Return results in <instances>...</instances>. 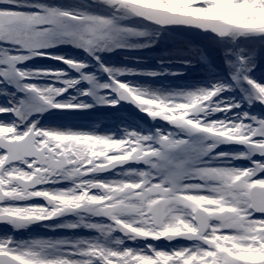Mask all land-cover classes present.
<instances>
[{
    "label": "snow or ice",
    "instance_id": "1",
    "mask_svg": "<svg viewBox=\"0 0 264 264\" xmlns=\"http://www.w3.org/2000/svg\"><path fill=\"white\" fill-rule=\"evenodd\" d=\"M0 264H264V0H0Z\"/></svg>",
    "mask_w": 264,
    "mask_h": 264
},
{
    "label": "rangeland",
    "instance_id": "2",
    "mask_svg": "<svg viewBox=\"0 0 264 264\" xmlns=\"http://www.w3.org/2000/svg\"><path fill=\"white\" fill-rule=\"evenodd\" d=\"M189 40L188 37L183 36V35H179V34H170L168 36V38L165 41V44L169 47H172L178 43H181L183 41ZM193 44L197 47L202 46L199 42H194L192 41ZM153 55H155V53H153ZM112 61L114 63L119 64L124 57L121 55H116L111 57ZM259 75V72L257 73ZM198 73H193L192 74V78H198ZM111 112H107V111H101V112H97V113H93L94 116H97V119H92V120H87L90 117H82V118H77L78 121L82 122V123H99L102 127H111L113 126V121L119 119H126L129 122L135 121L137 123H141L140 119L138 116L133 115L132 113H128L125 112V110H121L120 113H116V114H111Z\"/></svg>",
    "mask_w": 264,
    "mask_h": 264
},
{
    "label": "water",
    "instance_id": "3",
    "mask_svg": "<svg viewBox=\"0 0 264 264\" xmlns=\"http://www.w3.org/2000/svg\"><path fill=\"white\" fill-rule=\"evenodd\" d=\"M174 34H179V35L187 36V37L193 39V38L190 36V34H187V33H174ZM193 40H195V39H193ZM125 111H126V112H129V113H132V114L135 115V116H138V115L135 113V110H134V109H131L130 106H126Z\"/></svg>",
    "mask_w": 264,
    "mask_h": 264
},
{
    "label": "bare ground",
    "instance_id": "4",
    "mask_svg": "<svg viewBox=\"0 0 264 264\" xmlns=\"http://www.w3.org/2000/svg\"><path fill=\"white\" fill-rule=\"evenodd\" d=\"M189 39H191V38H189ZM192 41L196 42V40H193V39H192ZM111 114H112V113H111ZM111 114H109V115H111Z\"/></svg>",
    "mask_w": 264,
    "mask_h": 264
}]
</instances>
